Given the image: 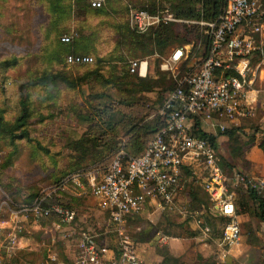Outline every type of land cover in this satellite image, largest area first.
I'll return each mask as SVG.
<instances>
[{
  "label": "built area",
  "instance_id": "built-area-1",
  "mask_svg": "<svg viewBox=\"0 0 264 264\" xmlns=\"http://www.w3.org/2000/svg\"><path fill=\"white\" fill-rule=\"evenodd\" d=\"M86 2L91 7H100L105 0ZM261 9L260 0H223L215 17L197 20L204 25L207 38L206 50L198 66L178 74L168 61L161 63L163 68L170 70L172 77H177V83L165 93L156 108V114L161 117L160 124L138 154L126 155L121 143L99 177L89 172L86 174L89 192L108 214L111 225L107 231L113 234L115 250L111 253L110 248L98 242L92 232L73 230L74 264H145L137 255L127 222L130 216L138 215L149 205L159 211H177L186 215L200 237H210V227L198 215L200 212L179 206L176 192L182 186L183 166L190 174H205L202 189L208 196V213L226 218L216 238L220 256L223 258L231 249L241 246L234 203L235 187L248 186L260 192L264 187V178L237 170L227 178L210 141L194 133L193 124L196 117L209 120L213 126V115L234 121L253 112L258 93L253 87L255 79L250 68L251 58L255 56V64L264 68L261 46L255 39L257 33L264 32V19L259 16L263 13ZM128 20L137 32H144L159 23L178 21L180 18L167 7L151 12L128 6ZM59 40L67 42L69 36L62 34ZM181 54V46H176L168 59L174 62ZM92 60L89 54L68 52L64 56L67 64L90 63ZM127 69L144 75L146 60L130 58ZM216 125L220 130L225 128L220 122ZM75 178H79L77 172L65 174L58 183L41 187L29 203L10 209L8 218L0 219V243L4 238L8 247L15 246L20 230L18 214L30 213L34 217L52 215L60 222H72L75 209L64 205L56 197ZM158 237L166 238L165 235Z\"/></svg>",
  "mask_w": 264,
  "mask_h": 264
},
{
  "label": "rangeland",
  "instance_id": "rangeland-1",
  "mask_svg": "<svg viewBox=\"0 0 264 264\" xmlns=\"http://www.w3.org/2000/svg\"><path fill=\"white\" fill-rule=\"evenodd\" d=\"M42 1L46 3L45 0ZM1 3L0 61L8 59L11 56H16L17 58L16 62L5 70V66H0V68L2 67V70H0V78H4V87L0 88L1 115L3 119L11 121L18 114L20 99L25 100L26 106L30 108L32 112L27 120L28 135L30 138L15 139L16 147H14L11 146L7 139H3V135L0 134V219H6L9 216L10 209H15L17 207L14 203L10 205V201L14 199V188H25L28 186L37 187L43 184L48 186L45 184L47 179L50 178L54 172H59V170H63L66 167L70 154L69 150L65 147V139L62 137V133L68 126L74 125V127H77L78 125L75 121L74 112L69 109V105L82 103L84 100V93L81 90V86L84 85L83 83L77 86L78 89H68L64 84L57 83L56 96L51 101L50 98H45L42 95V93H46V91L49 90L50 84L40 85L39 83H31L30 79L27 80L28 74L31 72V74L35 73L39 75L48 69L54 70L62 68L66 73L70 74V76H74L76 74L75 71L83 72L87 69H83V67L77 68L78 65L67 64L62 58L59 59L58 63H55L46 57L45 50L48 52L53 42H48L49 38L47 37L50 34L46 36L44 31L48 18L44 5L42 6L41 4L40 9L37 5L31 6V0H4ZM69 3L72 4L73 1L69 0ZM149 4V2H146L145 5L141 7L150 11ZM260 4L263 13L259 16L264 19V0H260ZM128 6L139 7L140 2L139 0H105L103 4L105 11L100 14L73 9L70 14L61 21L62 25L59 27L57 35L60 37L62 34H67L69 36V41L64 44L68 46L75 43L72 42V40L76 36H79L80 39H84L82 41L89 45L92 49L91 51H93L91 53H97L102 59L99 61L101 64H110V66L113 64L116 71L118 70L122 74L126 73L131 76V80L133 81V87L131 88L137 87L139 84L137 78H147V75H153L155 63H157V68L160 70V63L166 60L178 74L190 68L187 67L190 66L188 65L190 63H185L186 57H182L183 53L174 62L168 58L166 59V55L173 47L180 46L178 44H181L183 48L182 52L185 50L187 52L191 51L192 53L193 51L191 55L194 53L198 55L199 52L203 51L204 43L206 42L204 25H198L197 22H193L194 19L187 22L168 21V23L173 22L175 30L178 31L182 37L185 33L183 31L184 25H196L192 33L189 31V33L185 35L186 38L190 40L189 44L182 45L183 43L175 42L162 49L161 52L153 48L150 54H146L149 53L147 52L149 47L140 48L139 45H135L134 43L140 44V42H133L134 40L129 38V36H131V30L134 31L133 33L143 34L161 26L163 23H159L144 32H137L130 25L127 18L125 9H127ZM153 6L156 10L169 6V4L164 0H156ZM6 25L11 27L10 31H5L4 27H6ZM64 28L67 29V31ZM53 34L54 32L51 36ZM262 34H264V32L260 34L257 33L255 39L262 37ZM129 40L132 42H128ZM41 52L43 55H41ZM130 58L146 60L144 75H138L128 71L127 60ZM190 59V62H195L191 64V66H193L191 68H196L198 65L196 67L194 65L197 62V57H191ZM255 60L256 57L253 56L251 61L254 62ZM166 70L169 71L166 78L164 75L158 74L154 80L157 83L159 82L163 87H173L177 83V77H172L170 70ZM96 86L98 89H102L98 83H96ZM116 86L117 87L114 89L111 87V89L106 85V88L103 89L106 92H104V94H106L104 97L91 99V103L94 105L89 115L91 124L96 122L102 123L107 121L108 118L115 119L116 116L111 115V113L109 115L104 114L102 110L107 112V109L115 108V106H119L122 102L129 103L133 101L132 99H123L125 95H122L123 93L118 91L117 88L119 86L117 84ZM163 91L164 89H155L140 93L139 95L135 94L133 95V99L139 104L141 101H144L142 97H140L141 95L147 98L146 101L150 106L156 108L161 100ZM82 109H85V107H82ZM205 122L206 124H203V128L206 130H211L213 128L217 129V126L212 128V126L209 125V120ZM239 135L241 136L240 133ZM12 150L11 163L3 166L5 155ZM16 151L19 152L16 153ZM217 155L221 163V154L218 151ZM103 160L108 161L109 157ZM103 165L96 168H88L77 173L79 176L83 175L84 177L85 173L90 171L96 176L97 173H101L104 169L102 168ZM223 168H225V166H223ZM99 176L100 175L96 177ZM180 182L182 186L176 192V197L180 204L179 206L185 207L186 210L195 211L200 208H206L208 200L201 187L196 185V183H192V181H186L183 179V176H181ZM236 192L235 201L239 206L243 201L244 187L242 185H237ZM259 193H264V187ZM76 207L78 209V205ZM80 209H82V205H80ZM81 213L84 214L83 211ZM106 213L105 211V214ZM247 216L249 217L246 218L245 221H239L242 247L243 243L255 245L263 242L261 239L262 237L255 235L254 232L257 230L260 235H263L264 225L252 213H247ZM209 219L213 226L212 236L206 238L201 237V240L206 242L211 241L208 247L211 248V253L214 254L216 248L215 239L220 231L221 222L218 217L214 219L210 217ZM158 220L156 227L161 232L184 238L188 244V250L187 254L184 256V260L188 263L195 264L197 260V232L191 220L188 219L186 215H181L177 211H160ZM134 221L135 220L131 219L127 222V230L130 235V232L134 229L132 228V222ZM102 226L105 227L106 225ZM211 238L213 239L211 240ZM5 253V248L0 246V264H11L10 261H5L4 257V259H2ZM216 260H218L217 257ZM213 264H215V262H213ZM216 264H225V262L217 261Z\"/></svg>",
  "mask_w": 264,
  "mask_h": 264
},
{
  "label": "trees",
  "instance_id": "trees-1",
  "mask_svg": "<svg viewBox=\"0 0 264 264\" xmlns=\"http://www.w3.org/2000/svg\"><path fill=\"white\" fill-rule=\"evenodd\" d=\"M2 1L4 0H0V6L2 5L1 3ZM72 1H73L72 4L69 3V0H45L46 3H44L42 0H31L30 3L31 6L37 5L39 9L41 8V4L42 6L44 5L45 10L47 12L48 18L44 31L46 33L45 34L46 36L50 34L47 37L49 38L48 42H53V44L50 46L48 52H46L45 50V53H46V57L50 61H54L55 63H58L59 59L62 58L64 60V56L68 52L89 54L92 56L93 59L92 62L90 63H74V65H78L77 68L83 67V69H87L83 72L75 71L76 74L74 76H70V74L66 73L62 68H57L54 70L48 69L47 71L44 72L41 71L42 73L39 75L35 73L31 74V72L28 74L27 80L30 79L31 83H39L40 85L50 84V88H48L49 90L46 91V93H42V95L45 98L46 97L50 98L51 101L56 96L57 83L64 84V86L67 87L68 89H73V88L76 89L77 86L83 83L86 84L88 89L87 93L84 94V100L82 101V103L69 105V109L74 112L76 122L78 124L84 125V128L78 135L70 136L69 131H67V128L62 133V137L65 139V147L69 150V154H70L68 156L69 161L67 162V165L63 170H59V172H54L52 176L47 179V182L45 183L46 185L58 183L61 180V178L65 174H68L69 172L71 173L81 172L88 168H92V167L96 168L103 164L104 165L102 166V168H104L107 164L106 162L108 161L106 160L104 161L103 159L104 158L107 159L108 157L110 159L113 152L122 143L120 139V137L122 136L126 138L125 141L122 143L126 155L138 154L143 149L145 143L151 137L156 127L160 124L161 117L158 114H156L153 115L150 119H145V116L153 112L155 108L154 106H150L146 101L147 98H144L141 95L140 97H142L144 101H141L138 104L136 101H134L133 95L135 94L139 95L140 93L149 92L155 89H164L161 97L162 100L165 93L172 88L165 86L163 87L161 84H159V82L157 83L154 80L158 74L164 75L165 78L168 76V73L166 71H161L157 68V63H155V69L152 76L147 75V78H141V77L137 78L139 84L137 85V87L131 88L133 87V81L131 80V76H129L126 73L122 74L118 70L117 72L113 64L111 66L110 64L107 65L101 64V62L99 61H101L102 59L99 57L97 53H93V54L91 53L93 51H91L92 49L89 47L88 44H85L82 41L84 39L82 38L80 39L79 36L74 37L72 42L75 43H73V45L71 46L64 44L68 42L59 41V37L57 34L59 32L58 31L59 27L62 25L61 21L64 20L65 17H67L70 14L71 10L76 9L81 11L93 12L97 14H100L105 11L103 5L100 7H91L86 2V0H72ZM155 1L156 0H139L140 2L139 7L145 5L146 2H149L150 3L149 9L150 11L153 12V10H155L153 6ZM164 1L168 2L171 11H173L176 17L195 19V20L212 19L219 12V9L223 3V0H164ZM125 10L128 18V7ZM183 27H184L183 31L185 32L183 34V37L179 34L178 31L175 30L174 24L172 22L162 24L161 26H158L153 30H150L149 32L143 34L133 33L134 31L131 30L130 32L131 36L129 35L128 36L130 39L132 38L134 40L133 42H140V44L134 43L135 45H139L140 48L148 46L149 50L147 52L149 53L146 54H150L153 48H156L159 52H161L162 49L166 48L167 46H170L175 42H180L183 44L189 43L190 40H188V38H186L185 35H187L186 33H189V31H191L192 33L195 30L194 28L196 27V25L187 24L186 26L184 25ZM4 28L5 31L11 30V27H9L8 25H6V27ZM65 30L67 31V29ZM53 32L54 34L51 36ZM194 38L197 39L196 37ZM128 42H132V41L129 40ZM206 44H207V38H206V42L204 43V46ZM189 54H191L190 51ZM41 55H43L42 52ZM261 55L264 57V34L262 36ZM16 59H17L16 56H11L8 59L1 60L0 66H5L4 67L5 70L11 64H14L16 62ZM1 68L0 70H2ZM96 83H98L102 89H98ZM116 84L119 86L117 88L118 91L120 93H123L122 95H125L123 99L125 100L132 99L133 101L129 103L122 102L121 104H119V106H115V108L107 109V112L102 110L104 114L109 115L111 113V115L116 116L115 119L108 118L107 121H104L102 123L96 122L94 124H91L89 115H90V110L94 108V105L91 103V99L96 97H104L106 94H104L105 90L103 89L106 88V85H108L109 88L113 87L114 89L115 87H117ZM2 87H4V78L3 79L0 78V88ZM82 107H85V109H82ZM31 114H32L31 109L26 106V102L24 99L19 100L18 114L11 121L3 119L0 109V134L3 135L2 136L3 139L8 140L11 146L16 147L14 141L15 139L30 138L28 135L29 131L27 128V120ZM236 129L237 127L228 126L222 130H219V132H217L216 134L218 133L225 134L229 142H231V144L237 145L238 142L236 141L235 138ZM193 132L210 141L211 145L215 150L217 161L223 173L227 178H229L232 172L234 171V169H232L233 164H231L230 161L226 160V158H224L222 155H221L222 162L220 163L216 150L217 147L216 139H215L216 134L203 130L200 127V119L198 117L194 119ZM252 139L253 137H249V140ZM257 145L260 148L264 157V131L260 135L257 141ZM18 152L19 151H16V153ZM8 153L5 155V160L3 161L2 164L3 166L10 164L12 161L11 157L13 154V150ZM223 166H225V168H223ZM181 173L184 176L190 175V181H192V183H196V185L200 186L202 189V184L206 177L205 174H200L199 176L190 174L186 166L182 167ZM42 186L45 185L43 184ZM42 186L25 187V189H27L28 191L26 195L22 197H20V190L22 189V187L14 188L13 189L14 199L12 201L18 204L29 203L33 198V196L39 191V189ZM206 197L208 200L207 194ZM242 200L243 201L239 205V210H237V213L239 212H246L248 214L252 213L264 225V195L255 191L253 188L247 186L244 190V195ZM62 203L69 207L75 208V206L71 204L64 202ZM188 211H193V210H188ZM197 211L200 212L198 213V215H200L202 219L209 225L211 234L213 232V226L211 224V220L209 219L210 217H212L213 219L218 217L220 219L221 222L220 230H221V227L226 219L224 216L209 214L208 204L206 205V208L204 209L200 208ZM138 217L139 216L133 215L129 217V220L131 219L135 220ZM188 219L190 218L188 217ZM110 225L111 224L108 221L107 227H109ZM130 233L134 239L135 231L132 230ZM219 234L220 231L217 237L219 236ZM165 258H169V257L165 256Z\"/></svg>",
  "mask_w": 264,
  "mask_h": 264
},
{
  "label": "crops",
  "instance_id": "crops-1",
  "mask_svg": "<svg viewBox=\"0 0 264 264\" xmlns=\"http://www.w3.org/2000/svg\"><path fill=\"white\" fill-rule=\"evenodd\" d=\"M165 7L171 11L169 6ZM171 12L173 13V11ZM179 18V22L185 21L181 19H188ZM197 20L199 19H194V22H197ZM198 25L200 24L198 23ZM258 44L260 46L262 45V37L258 38ZM182 45H187V43ZM206 46L207 44L198 55L195 53L191 55L193 51L191 54L185 50L182 52V57H186L185 63H190L188 64L190 66L187 67L191 68L193 67L191 64L195 63L194 61H189L191 57H197V62L194 65L195 67L199 64L205 53ZM171 51L166 55V59ZM161 63L160 70L164 69L161 71H166L169 74V71L163 68ZM255 63L256 61H250V68L254 72L255 79L253 87L258 93L253 112L248 116L240 117L234 121H228L223 117L213 115V122L215 125L212 126L209 123L212 128L217 126L216 122L224 124L225 127H237L235 131V138L238 142L237 145L231 144L225 134H216L220 130L218 126L216 127L217 129L213 128L211 130L203 128V124H206V120H200V127L205 131L216 134V150L224 156L226 160L233 164L232 169L242 170V172L246 174L264 178V157L257 145V141L264 131V68L257 66ZM81 90L84 94L87 93L88 89L86 84L81 86ZM153 115H156V108L153 112L146 115L145 119H150ZM83 128L84 125L82 124H78L77 127L72 125L67 127V131H69L70 136L78 135ZM249 137H253V139L249 140ZM120 139L123 143L126 138L122 136ZM89 173L94 175L93 172L89 171ZM86 174L88 173L86 172L84 177L81 175L78 179H73V182L69 183L68 187L60 191L57 195L58 197H56L61 202L75 206V208L73 207L75 209L73 221L70 223L60 222L57 217L52 215L34 217L30 213L18 214L17 220L20 225V230L17 232L16 244L14 247H8L6 240L3 238V243H0V246L5 248L6 253L2 256V259L5 258L4 260L10 261L11 264L12 262L13 264H74L75 241L74 235L71 233L76 229H85L92 232L95 234L98 242L105 243L110 248V252H114L115 244L113 235L107 231V224L109 221L108 214H105V210L98 205L94 196L89 192L88 177ZM98 175H100V173L96 174V176ZM182 176L183 179L190 182V175ZM236 187L235 197L237 193ZM27 191V189L22 187L20 190V197L25 196ZM262 195H264V193ZM12 203L17 206L21 204L10 201V205ZM234 203L237 212L239 206L237 207L235 200ZM77 205L78 209L76 207ZM80 205H82V209H80ZM145 208V210L138 214L139 217L132 222V228H134L133 230L135 231L134 240L138 257L145 264H191L184 260V256L187 254L188 250V244L184 238L171 236L157 229L156 225L159 221L158 217L160 211L151 205ZM82 211L84 214L81 213ZM248 217L246 212L237 213V219L240 222L245 221ZM55 223H58V225L55 226ZM102 225L106 226L103 227ZM254 233L262 237V243L255 245L243 243V247L241 245L238 249H231L223 258L220 256V250L216 244V239L215 252L212 254L211 248L208 247L211 241H202V238L197 234V260L195 264H210L213 262L217 263V261L225 262V264H264V233L260 235L257 230ZM158 235H165L166 238L160 239ZM3 236L6 235L4 234ZM212 239L213 238H211V240ZM165 256L169 258H165ZM216 257L218 260H216Z\"/></svg>",
  "mask_w": 264,
  "mask_h": 264
}]
</instances>
